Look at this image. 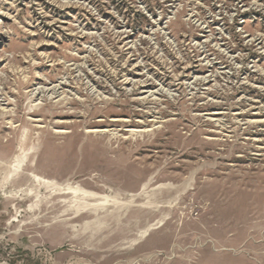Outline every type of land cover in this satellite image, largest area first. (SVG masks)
I'll return each mask as SVG.
<instances>
[{
    "label": "rangeland",
    "instance_id": "obj_1",
    "mask_svg": "<svg viewBox=\"0 0 264 264\" xmlns=\"http://www.w3.org/2000/svg\"><path fill=\"white\" fill-rule=\"evenodd\" d=\"M0 89V264H264V0H0Z\"/></svg>",
    "mask_w": 264,
    "mask_h": 264
},
{
    "label": "bare ground",
    "instance_id": "obj_2",
    "mask_svg": "<svg viewBox=\"0 0 264 264\" xmlns=\"http://www.w3.org/2000/svg\"><path fill=\"white\" fill-rule=\"evenodd\" d=\"M26 84V83H25ZM39 88V87H38ZM59 89V86H55L51 89H39L37 92H32L31 94V97H34L36 95H41V94H44L48 91L52 92V94H57L58 93V90ZM30 92V91H29ZM53 96V95H52ZM51 96V97H52ZM37 97V96H36ZM41 99V98H40ZM50 99V98H49ZM13 101H11L10 99H8V96L7 94H5L4 92H2V89H0V120H6V124L8 125L6 129H16V126L14 125V122L13 121H10L9 119L14 117L13 116V112L10 111L8 109V107H5L6 105H11ZM14 104V103H13ZM32 112V111H31ZM8 119V120H7ZM32 121V120H30ZM2 123V122H1ZM30 135V134H29ZM27 139V137H26ZM25 140V139H24ZM28 141V140H27ZM12 146V145H11ZM27 151V150H26ZM7 152V151H6ZM12 152V151H11ZM15 152V151H14ZM25 154V153H24ZM8 155V154H7ZM26 155V154H25ZM23 157V156H22ZM10 159V158H8ZM17 163V162H16ZM9 167V169L13 170L15 173H18L19 172V166H8V164H4L3 162H0V176L2 174V169L4 167ZM11 167V168H10ZM15 167V168H14ZM24 169V168H23ZM7 170V169H5ZM4 173V172H3ZM12 175V174H11ZM6 176V175H5ZM4 176V177H5ZM3 179V178H2ZM39 182V181H38ZM45 183V182H44ZM49 184V183H48ZM41 186V185H40ZM62 189V188H61ZM27 191V190H26ZM23 193V192H22Z\"/></svg>",
    "mask_w": 264,
    "mask_h": 264
}]
</instances>
